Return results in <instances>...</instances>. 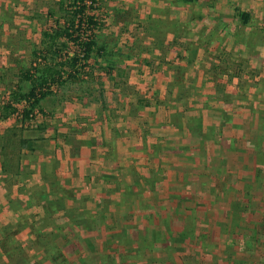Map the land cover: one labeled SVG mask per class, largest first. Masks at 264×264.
<instances>
[{"label": "crops", "instance_id": "obj_1", "mask_svg": "<svg viewBox=\"0 0 264 264\" xmlns=\"http://www.w3.org/2000/svg\"><path fill=\"white\" fill-rule=\"evenodd\" d=\"M193 6L192 20L185 21V16L176 33L185 42L176 57L187 56L186 46L200 55L201 38L206 39L201 34L210 39L217 34L207 52L215 54V49L224 48L222 43L232 42L228 47L237 48L239 54L232 57L244 62L243 67L236 64L237 71L244 69L241 75L230 74V62L222 61L215 65L225 73L216 76L219 68L208 71L201 66L194 76L187 73L188 80L166 67L153 79L158 94L151 106H162L159 115L157 110L144 112L145 107L128 109L125 122L108 133L106 128L102 134L89 129L72 141L65 136L60 142L59 132L55 136L46 127L52 139L42 162H54V181L71 192L56 195L73 215V221L58 227L53 236L63 241L59 247L64 260L71 247L77 254L74 264L262 262L264 234L258 232L264 230V42L255 41L254 32L264 40V0H197ZM234 9L248 13L249 24L243 26ZM190 23L195 28L184 33V24ZM16 55L11 66L18 64ZM7 64L3 67L10 71ZM22 72L7 84L10 93L19 87L28 91L29 85L19 82ZM146 114L149 121L163 125L149 128ZM9 120L0 118V137ZM142 121L149 124L144 127ZM5 181L0 156V183ZM33 194L21 192L15 201L24 209ZM0 195L1 200V190ZM21 196H26L25 202ZM62 216L55 210L49 218L58 222ZM87 218L91 226L84 222ZM37 225L39 230L54 226L40 217Z\"/></svg>", "mask_w": 264, "mask_h": 264}, {"label": "rangeland", "instance_id": "obj_2", "mask_svg": "<svg viewBox=\"0 0 264 264\" xmlns=\"http://www.w3.org/2000/svg\"><path fill=\"white\" fill-rule=\"evenodd\" d=\"M73 2L74 0H0V104L9 96L11 91L8 86L16 81L14 78L18 75L17 72L26 71L37 61L32 52L41 48L42 34L51 28L67 26L65 11ZM196 2L197 0L186 3H181L180 0H97L95 9L90 11V15L98 22V28L93 33L96 45L90 58L83 60V55L74 43L66 39L59 40L57 47L62 50L63 55L79 58L75 68L76 77H70L74 74L64 71L62 84L52 88V95L44 103L43 113L35 112L33 119L23 124L19 114L12 115L0 137V156L3 155L1 161L7 169V181L0 183V190L4 193L0 203L7 205H1L0 210V264H74L71 263L73 259V262H77L75 248L68 247L70 250L66 255L69 258L65 257L64 260L59 247H62L63 241L60 238L55 241L53 238L59 233L58 227L68 224L67 221H73L72 213L63 215L60 221L55 222L49 216L44 219V210L38 206L46 198L51 199V194L65 193L50 176L45 183L40 181L43 172L49 175L53 173L54 162H42L50 152L48 144L52 137L34 126L46 125L55 136L59 132L61 136L58 135V139L62 142L65 136L72 141L73 136L84 134L89 129L102 134L106 128L108 133L109 128L125 122L124 115L128 109L137 111L145 107L144 112L157 110L159 115L162 106L158 103L151 106L155 94H158L154 91L153 79L157 73H164L162 69L166 67L176 71L172 74L181 80H188L187 75L191 73L194 76L196 68L201 69L202 66L208 71L218 69L219 65L215 64L222 61L226 64L230 62V74L241 75L244 69L240 67L237 71L236 64L243 67L244 62L241 61L242 58L238 61L234 59L239 54L237 48L230 50L228 47L232 42L227 45L222 43L224 45L220 46L224 48L220 52L215 49V54L211 50L210 53L207 52L212 49L210 41L217 37L216 32L211 39L210 35L201 34L207 40L201 38L200 55L195 51L196 48L186 46L187 56L178 55L179 59L176 57L178 47H184L182 45L185 43L175 37L176 33L181 30L185 16L188 18L185 21L192 20L191 16L196 12L193 5ZM184 28V33L187 30L191 33L195 26L192 28L191 23L184 24ZM254 33L255 41L263 44L264 40L258 38L260 32L255 29ZM6 34L11 35L4 40ZM15 53L18 54V64L11 66V58ZM232 53L235 54L234 58ZM232 60L235 62H231ZM4 64H7V70L11 66L10 71H6ZM175 64L183 66L176 67ZM218 70L215 72L216 76L225 73L221 68ZM217 79L218 85L220 81ZM161 93L160 91L159 96ZM126 102H129L128 106ZM15 106L19 111L22 109V105ZM69 112L71 115H67ZM146 117L149 121L147 114ZM135 120L138 121V117ZM149 122V128L158 126L159 129L163 125L155 120ZM142 123L144 127L149 124L147 121ZM31 126L35 130V136L39 137L34 143L33 152L21 143L22 140L32 138ZM138 153L131 152V155ZM122 170L124 168L121 167L120 173ZM26 191H33L34 194L31 195L30 203L22 209L15 199L19 193ZM70 194L68 190L67 195ZM21 198L25 202L26 196ZM39 217L45 224L54 225L53 228L51 226L46 227V230H39ZM86 221L91 226L89 218L84 222ZM258 233L263 235L264 230ZM35 235L38 237L35 238ZM51 256H56L57 261L46 259ZM259 264H264V255Z\"/></svg>", "mask_w": 264, "mask_h": 264}, {"label": "trees", "instance_id": "obj_3", "mask_svg": "<svg viewBox=\"0 0 264 264\" xmlns=\"http://www.w3.org/2000/svg\"><path fill=\"white\" fill-rule=\"evenodd\" d=\"M191 1L195 2V0ZM180 2L186 3L189 2V0H180ZM96 4L97 0H74L73 3L67 6L65 11L67 13V26L58 29L51 28L42 34L43 40L41 42V48L38 51H34L33 54L38 60L35 61L29 69L19 75V82L29 85L28 91L23 92L21 87H19L9 94L6 100L0 104L1 119H8L12 115L19 114L22 124L31 121L35 112L43 113L41 103L48 96L52 95V88L54 86L62 84L64 71H70L74 74V76L70 75V77H76L75 68L79 58L77 56L68 57L63 55L62 50L57 47V44L60 39H66L78 47L79 53L83 55V60H88L90 58L96 45L93 33L98 28V22L93 15H90V11L95 9ZM235 15L240 19L243 26L248 24V13L236 9ZM15 105H22V109L19 111L18 107ZM34 127L43 132L46 130L47 126L36 125ZM30 128L33 129V126ZM34 132L35 130L33 129L32 138L21 141L30 152L34 151L33 145L35 141L39 139V137L35 136ZM1 156L3 157V155ZM2 172L7 174L4 162H2ZM48 176L52 177L54 180L52 174L49 175L46 172L41 174L44 181ZM62 192L67 195V191ZM41 197L43 198L44 195H41ZM41 205L44 210L42 216L44 219L55 210L62 211L64 216L70 214V210H66L65 208L64 200L62 201V199L56 195H53L51 199H46ZM1 234L3 235V233ZM57 249L60 252L59 247H57ZM59 252L58 255H60ZM51 257L52 260L56 259V256Z\"/></svg>", "mask_w": 264, "mask_h": 264}, {"label": "built area", "instance_id": "obj_4", "mask_svg": "<svg viewBox=\"0 0 264 264\" xmlns=\"http://www.w3.org/2000/svg\"><path fill=\"white\" fill-rule=\"evenodd\" d=\"M38 60V59H37Z\"/></svg>", "mask_w": 264, "mask_h": 264}]
</instances>
